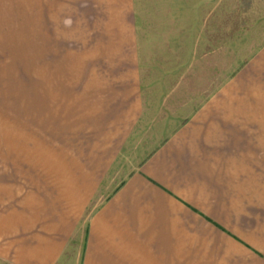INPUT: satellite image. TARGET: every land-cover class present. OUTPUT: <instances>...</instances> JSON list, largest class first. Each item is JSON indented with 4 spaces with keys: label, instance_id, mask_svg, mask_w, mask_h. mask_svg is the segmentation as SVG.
Instances as JSON below:
<instances>
[{
    "label": "crops",
    "instance_id": "1",
    "mask_svg": "<svg viewBox=\"0 0 264 264\" xmlns=\"http://www.w3.org/2000/svg\"><path fill=\"white\" fill-rule=\"evenodd\" d=\"M161 1L143 18L135 0H0V72L29 23L35 71L92 73L93 115L47 152L0 124L2 263L218 264L207 233L241 240L264 194V43L234 71L211 12Z\"/></svg>",
    "mask_w": 264,
    "mask_h": 264
},
{
    "label": "rangeland",
    "instance_id": "2",
    "mask_svg": "<svg viewBox=\"0 0 264 264\" xmlns=\"http://www.w3.org/2000/svg\"><path fill=\"white\" fill-rule=\"evenodd\" d=\"M135 2L138 12L146 18L159 9L163 1ZM183 2L188 3L187 0ZM195 2L202 17L211 12V45H216L218 51L231 46L234 71L264 43V0ZM24 30L25 39L9 40V70L0 72V124L24 129L26 145L38 140L42 152L68 138L86 139L87 135H80V131L75 129L90 127L93 122L91 104H88L91 95H82V80H90L92 73L88 76V73L81 72L35 71L34 65L39 57L34 55L36 41L32 38V25L26 23ZM74 59L79 64V56ZM219 59L218 56V63ZM57 63V58L53 57L52 66L59 68ZM70 129H74L72 137L67 135ZM164 137L156 134L146 136L138 147L144 144L149 150ZM137 155H140V150ZM106 191L107 185L103 193ZM249 204L248 216L241 217L238 224L240 230L232 233L241 240L220 231H209L208 237L205 236L214 243V249L211 244L210 255L218 257V264L222 257L226 259L225 264H264V194L255 195ZM0 264L6 263L0 261Z\"/></svg>",
    "mask_w": 264,
    "mask_h": 264
}]
</instances>
